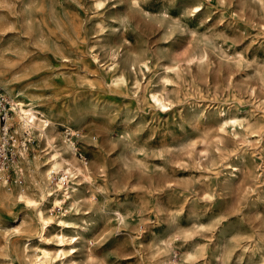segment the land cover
<instances>
[{"label":"rangeland","instance_id":"obj_1","mask_svg":"<svg viewBox=\"0 0 264 264\" xmlns=\"http://www.w3.org/2000/svg\"><path fill=\"white\" fill-rule=\"evenodd\" d=\"M0 21L1 93L21 88L53 113L88 168L71 212L85 226L69 251L77 264H161L162 232L168 264H264V0H0ZM221 107L242 117L236 131L218 129ZM8 112L0 264H28L38 223L16 194L38 197L45 145L21 139Z\"/></svg>","mask_w":264,"mask_h":264},{"label":"bare ground","instance_id":"obj_2","mask_svg":"<svg viewBox=\"0 0 264 264\" xmlns=\"http://www.w3.org/2000/svg\"><path fill=\"white\" fill-rule=\"evenodd\" d=\"M194 7L198 8V6ZM193 56L188 59H191ZM93 57L96 58L98 56L95 54ZM199 57H202V54H200ZM176 67L178 68L179 66L177 65ZM112 78L114 81H117L121 78V75L112 74ZM1 86L5 89L7 94L12 97V99L9 100V107L8 105L7 107L14 117L16 126L15 130L19 133L21 139H23V132L25 131L35 135L45 145L43 149V160H46V163L42 168L37 169V171H40L42 175V181L37 186V189L39 190L38 197H32L23 188L19 189L16 194V197L26 206L34 209L36 221L38 223L36 230V238H38V240H35V244L32 246H29L28 244L24 246V249L27 251L25 254L26 257L27 255L29 256L28 248L32 247L31 258L29 257L28 264H49L51 262L56 264H77L76 260L73 259V256L69 251L73 250L76 244L75 241L78 238V242L84 238V235L82 231L80 232L79 228H84L85 226L74 220L71 212L77 208L79 198L85 197L83 190L79 187V180L81 177L86 176L85 170L88 168L85 163H82L81 165L75 157V145L72 140L63 141L61 138L56 137L57 133L55 134L53 129L57 124L53 113L43 109L38 104L36 99L31 97H26L25 99L17 98L22 95L21 88L11 92L8 85L1 84ZM158 91L152 89L149 90L147 100L153 106L166 110V107L170 106L171 100ZM217 116L218 129L222 132L228 131L230 126H232L233 130L236 131L237 125H241L243 120L237 113H229L224 107L218 109ZM67 125L69 126V129L73 131L74 128H72L69 124ZM25 161L29 162V164H32L33 166H38L40 163L38 160H29L26 159V157ZM230 166L233 168L232 171L236 172L239 170L236 163ZM52 178L55 179L53 180ZM51 179L54 184L53 186L48 187L47 183ZM62 180H64V182ZM65 180H67V183ZM68 182H71L72 184L69 185ZM2 185L4 186V183L0 182V186ZM47 198L50 201L51 208H60L58 215L55 217L46 212L42 204L44 199ZM115 213L121 219L124 218L123 211L115 209ZM52 224L55 225L57 231L53 234L54 244H49L48 242L50 241V238L48 235ZM69 232L72 233L69 234ZM162 233L163 234L157 235L153 238L155 242L152 246H155V249L151 250V254L154 256L157 254L162 255L159 258L160 263L168 264L169 261L167 262V259L164 258V256L170 252L171 245L167 243L168 240L166 241V232ZM179 235L181 239L184 240L189 236V232L181 231ZM26 240L30 241L31 238L26 237ZM173 246H178V243H174ZM190 256L191 253L187 252L185 258ZM262 261L264 262V257H262Z\"/></svg>","mask_w":264,"mask_h":264},{"label":"built area","instance_id":"obj_3","mask_svg":"<svg viewBox=\"0 0 264 264\" xmlns=\"http://www.w3.org/2000/svg\"><path fill=\"white\" fill-rule=\"evenodd\" d=\"M9 98L1 93L0 90V174L5 176L7 169H5L4 164L8 159L15 158V146L11 145V141H15L14 135H12L11 124L8 121V104ZM12 146V147H11ZM15 151V153H14ZM13 162V161H12ZM18 173H22L20 170ZM8 176V174H7ZM9 178V177H7Z\"/></svg>","mask_w":264,"mask_h":264}]
</instances>
